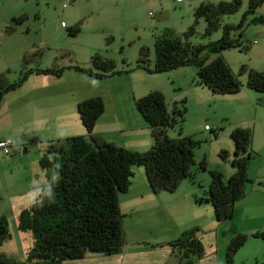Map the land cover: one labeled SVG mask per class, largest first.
I'll list each match as a JSON object with an SVG mask.
<instances>
[{
	"label": "rangeland",
	"instance_id": "rangeland-1",
	"mask_svg": "<svg viewBox=\"0 0 264 264\" xmlns=\"http://www.w3.org/2000/svg\"><path fill=\"white\" fill-rule=\"evenodd\" d=\"M204 1L230 0H0V76L14 82L28 74L18 89L5 94L0 104V119L4 118L0 121V135L4 133L3 136L16 142L19 158L26 159L28 164L27 170L24 165L13 170L16 176L21 174L23 177L15 184L11 180L8 182L6 170L0 167V217L5 215L8 218L12 233V238L0 247V253L23 261L33 245L31 232L18 228L19 208L13 198L18 192L26 191L29 196L23 195V203L36 199L37 188L29 191L28 179L38 184L45 175L38 158L46 141L39 145L40 150L32 143L34 139L58 138V134L63 132L64 129L55 128L58 125L45 121L56 116L55 112L46 113V109L50 106V99L56 97L60 89L72 84L71 87L83 91L81 96L103 92L116 94L119 89H126L123 93L129 95V110L135 109L137 113L136 105L132 102L154 89L165 94L171 114L176 102L182 106L185 101L184 119L170 125L168 133L173 138L192 135L200 142L195 148L196 165L192 167L198 176L195 180H187L206 185L202 187L206 190L211 181L209 169L221 170L225 180L233 174L229 171L234 172L231 162L235 151L232 130L238 126L250 128L254 137V155L249 166L251 181L247 183L246 194L236 203L233 217L218 224L214 208L209 204L213 219L206 224V229L202 228L199 236L205 247V261L212 259L213 262L219 260V264H228L230 241L238 233H245L247 241L235 255L233 264H264V92L249 88L248 73L241 72L244 65L264 72V21L254 20L264 16V4L255 13L247 15L241 29L231 33L233 37L240 38L246 48L222 51L233 73L243 84L238 92L214 94L207 86L198 84L197 70L193 65L147 74L150 77L147 79L137 70L141 46H149L150 60L153 62L156 36L168 28L174 29L177 35H183L195 21V6ZM247 8L248 0H243L236 13L221 18L219 29L211 35H205L207 22L200 18L196 25L197 32L189 40L193 44H202L220 39L224 25H237ZM20 16H25L21 22H13V17ZM61 22L68 24V27H62ZM11 25L15 26L14 30L7 29ZM76 26L79 27L78 34L70 35L69 28ZM96 54L113 59L116 69L123 72L97 78L74 68L78 65L103 72L92 62ZM216 56V53H210L209 60ZM46 68H62V72L60 75L38 72ZM31 69L34 71L27 73ZM181 82L182 87H179ZM28 101L31 105L23 108ZM11 110L15 114L20 112L19 118L12 124L7 116ZM40 119L43 123L37 128L32 127V123ZM14 123L28 128L21 131V127L16 128ZM26 142L31 151L23 153V148L28 145ZM223 150L229 153L225 159L221 156ZM6 156L0 150V163L4 162ZM204 160L206 170L199 168ZM141 167L144 168L143 165ZM206 190L202 196H205ZM124 194L121 193L120 197ZM206 209L203 207L204 211ZM173 211L176 217L169 218L171 224L182 220L185 214L181 209ZM167 227L161 224L158 233L169 235L171 231ZM257 233L261 235L257 236Z\"/></svg>",
	"mask_w": 264,
	"mask_h": 264
},
{
	"label": "trees",
	"instance_id": "trees-1",
	"mask_svg": "<svg viewBox=\"0 0 264 264\" xmlns=\"http://www.w3.org/2000/svg\"><path fill=\"white\" fill-rule=\"evenodd\" d=\"M242 3L243 0L201 2L194 9V23L183 35H177L174 29L168 28L156 36L153 62L149 46H141L138 67L154 74L193 65L197 69L198 84L207 86L214 94L238 92L243 84L233 73L222 51L246 48L241 39L231 33L241 29L247 15L255 13L264 0H248V8L241 21L237 25H224L220 39L202 44H193L189 39L196 34L200 18L207 22L205 35H211L219 29L221 18L236 13ZM24 17H13L12 20L19 23ZM254 20L264 21V16ZM14 27L11 25L7 29L14 30ZM78 32V26L69 28L70 35H77ZM210 53L217 56L209 60ZM92 62L103 72L78 65L74 68L97 78L123 72L116 69L113 59H105L98 54L93 56ZM33 71L31 69L27 73ZM245 71L248 73V87L264 92V72L244 65L241 72ZM38 72L60 75L62 68H46ZM27 76L14 82L0 76V104L5 94L18 89ZM182 103L181 106L176 102L171 114L165 94L160 90H151L136 98V108L151 128L154 139L149 149L138 151L120 146L95 131L98 119L105 112V101L101 95L78 102V113L87 134L59 137L44 143L39 163L45 175L36 187L38 195L17 214L19 230L31 232L33 245L23 261L0 253V264H62L65 260L81 259L89 252L106 255L120 253L127 243L120 194L129 191L136 175L134 167L144 166L147 181L156 193L174 192L185 179L195 178L196 172L192 167L196 165L195 148L200 142L192 135L173 138L168 133L170 125L184 119L186 104L185 101ZM231 136L235 141L231 161L233 174L225 180L221 170L209 169L211 181L206 190L207 196L199 199L214 206L218 222L233 217L236 203L245 196L247 183L251 181L249 166L254 155L253 132L250 128L238 126L232 130ZM228 155V151H221L224 159ZM199 168L207 169L205 160L200 162ZM200 232V227L195 226L166 243L180 264H195L205 256ZM11 238L9 220L2 215L0 247ZM247 238L245 233H238L232 238L227 250L228 264H233L235 255Z\"/></svg>",
	"mask_w": 264,
	"mask_h": 264
},
{
	"label": "crops",
	"instance_id": "crops-1",
	"mask_svg": "<svg viewBox=\"0 0 264 264\" xmlns=\"http://www.w3.org/2000/svg\"><path fill=\"white\" fill-rule=\"evenodd\" d=\"M61 26L67 28L68 24L63 25V22H61ZM139 69L141 68H137L138 72H142L144 78H150L147 74L152 73L147 70L144 71ZM178 69L179 68L175 70ZM181 84L182 82L178 84L179 87H182ZM71 86L72 84H68L66 85V88L60 89L58 91V95L50 99V106L46 109V113L55 112L56 116L52 120L45 121L53 122L55 125H58L55 127L57 129H64L61 134H58V138L60 136L66 137L78 134L86 135V128L82 125L83 123L77 111V104L83 99L101 95L105 101V112L100 116L96 124L95 131L99 135L105 139L116 142L120 146L127 147L132 150L145 151L153 145L151 128L147 125L143 116L139 111L137 113L135 109L134 111H132V109L129 110V95L128 93H123L126 89H119L116 94L103 92L90 94L88 96H81L83 91L79 88L77 89ZM30 103V101L24 103L23 108H27L31 105ZM132 103L135 104V100ZM19 113L15 114L13 110L9 111L7 116L11 124L19 118ZM3 119L4 118L2 117L0 121ZM32 119L30 122H32ZM23 121L24 120H22V122ZM41 123H43V120L41 119L35 121L32 123V127L37 128ZM14 124L16 125V128L21 127V131L22 129L28 128L26 125ZM3 135L4 133L0 135V139L10 138ZM47 139L51 140L55 138H46L39 141L34 139L32 145L34 147L38 146V150H40L39 145H43ZM26 143L28 144V142ZM15 146L14 153L6 156L4 162L0 163V167L6 170L5 172L8 182L11 180L12 184H15L23 179L21 174L16 176L13 170L18 169L21 165H24V168L27 170L28 166L26 159L19 158ZM30 151L31 148L28 144L27 152ZM40 156L41 154L39 157ZM39 159L40 158H38V160ZM134 170L136 175L135 178H133L129 191L125 192V194L120 197V206L124 214L123 220L127 234V243L125 244L123 250L120 253L112 255L89 252L81 259L65 260L62 264H180L178 258L174 255L172 248L166 243L177 237L186 229H190L195 226L200 227L201 230L202 228L206 229V224L209 221H212L213 215L212 212H210V209H208V205L210 204L212 208H214L213 205L208 201L199 200L200 198L207 196V193L205 196H202L206 190L202 187L206 185L197 184L194 181L187 180L189 179L187 178L174 192L161 191L156 193L147 181L145 169L141 166H135ZM229 173H233V170L229 171ZM197 176L198 175L195 174V178L193 180H195ZM28 181L29 191H34V189H36V187L40 184L34 183L31 178H29ZM207 185L209 187V184ZM35 192H37V190ZM25 194H27L26 191L18 192V195H15L13 198L15 200L16 207L19 208V210L32 202H22L21 199ZM28 194L27 196H29ZM30 200H32L31 197ZM202 206L204 208L207 207L206 211L203 210ZM173 209H181L185 211V214L183 215L182 220H178L176 223L171 224L169 218L176 217ZM213 211L215 212V209ZM216 222L218 224L217 218ZM161 224L168 225L167 228L171 231L169 235H160L158 233L160 231ZM205 259L206 257L203 256L195 264H219V260L213 262L212 259L209 261H205ZM68 261L73 263H67Z\"/></svg>",
	"mask_w": 264,
	"mask_h": 264
},
{
	"label": "built area",
	"instance_id": "built-area-1",
	"mask_svg": "<svg viewBox=\"0 0 264 264\" xmlns=\"http://www.w3.org/2000/svg\"><path fill=\"white\" fill-rule=\"evenodd\" d=\"M150 14L152 13L150 12ZM63 25H65V23H63ZM206 128H208V125L206 126ZM0 150H2L7 155H12L15 151L13 140L11 138L0 139Z\"/></svg>",
	"mask_w": 264,
	"mask_h": 264
},
{
	"label": "water",
	"instance_id": "water-1",
	"mask_svg": "<svg viewBox=\"0 0 264 264\" xmlns=\"http://www.w3.org/2000/svg\"><path fill=\"white\" fill-rule=\"evenodd\" d=\"M27 152V147H25L24 149H23V153H26Z\"/></svg>",
	"mask_w": 264,
	"mask_h": 264
}]
</instances>
